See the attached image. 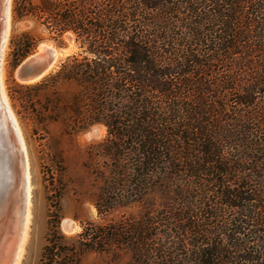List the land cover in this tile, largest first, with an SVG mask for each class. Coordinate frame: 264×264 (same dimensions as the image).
Listing matches in <instances>:
<instances>
[{
  "label": "trees",
  "instance_id": "obj_1",
  "mask_svg": "<svg viewBox=\"0 0 264 264\" xmlns=\"http://www.w3.org/2000/svg\"><path fill=\"white\" fill-rule=\"evenodd\" d=\"M28 17L83 48L32 86L82 85L76 127L105 124L161 178L190 264H264V0H13V23ZM36 45L13 34L11 68ZM59 221L40 264H79L93 245Z\"/></svg>",
  "mask_w": 264,
  "mask_h": 264
},
{
  "label": "rangeland",
  "instance_id": "obj_2",
  "mask_svg": "<svg viewBox=\"0 0 264 264\" xmlns=\"http://www.w3.org/2000/svg\"><path fill=\"white\" fill-rule=\"evenodd\" d=\"M12 7L13 0L6 21L0 14V41L7 31L3 59L0 44V245L1 237L14 235L6 264H13L19 251V264H40L48 243V221L55 214L68 243L83 236L88 237L84 244L93 245L81 254L79 264H190V248L177 234L178 224L168 212L169 192L160 186L161 178L143 172L140 157L127 144L117 145L105 124L76 127L75 107L88 109L82 85L63 81L33 87L42 79L24 82L16 75L20 63L14 69L10 66L13 34L27 32L35 37L32 53L46 44L60 51L50 73L67 56L82 51L76 34L65 32L58 45L36 18L13 23ZM56 97L61 99L57 105L53 104ZM107 101L115 109L121 102L117 97ZM27 163L31 220L23 237L20 209Z\"/></svg>",
  "mask_w": 264,
  "mask_h": 264
},
{
  "label": "bare ground",
  "instance_id": "obj_3",
  "mask_svg": "<svg viewBox=\"0 0 264 264\" xmlns=\"http://www.w3.org/2000/svg\"><path fill=\"white\" fill-rule=\"evenodd\" d=\"M10 1L11 0H0V14H2L3 16H4V18H5V21L9 18V11H10ZM4 22V21H3ZM7 22H9V21H7ZM6 22V23H7ZM2 28V27H1ZM2 30V29H1ZM3 31V30H2ZM4 32V31H3ZM3 34V37H2V39H1V41H0V44H1V59H3V57H4V53H5V48H6V41H7V31H6V33H5V35H4V33H2ZM1 35V34H0ZM43 46H51V45H49V44H46V45H43ZM43 46H40L39 48V50H42L43 49ZM59 57H60V53H58V55H57V58H56V63H57V61H58V59H59ZM37 80H39V79H37ZM37 80H34V81H32V82H35V81H37ZM3 91V90H2ZM18 134H19V137H20V139L22 138L21 137V134H20V130H18ZM22 145H23V149L25 148V145L23 144V142H22ZM4 164V163H3ZM3 166V165H2ZM4 167V166H3ZM30 170H29V163H27V173H26V178H25V181H24V187L22 188V199H21V223H22V228H23V234H22V236L24 235H28V234H26V232H27V228H28V225H29V222H30V220H31V211H30V196H31V192H30V188H31V186H30ZM1 179V178H0ZM4 183V182H3ZM2 183V184H3ZM1 187V186H0ZM2 188V187H1ZM0 188V189H1ZM20 193V192H19ZM1 194H2V192H1ZM21 196V195H20ZM23 206V207H22ZM19 210V211H20ZM19 227V226H18ZM18 229V228H17ZM12 230V229H11ZM6 234V233H5ZM19 234V233H18ZM12 236V235H11ZM23 236V237H24ZM12 237H14V235L12 236ZM12 237H7V236H3V237H1V239H3L2 240V243H1V245H0V264H6V262H7V259L9 258V256H10V252H11V247H12V241H14L13 240V238ZM22 237V238H23ZM26 237V236H25ZM20 238H21V236H20ZM24 239V238H23ZM21 240V239H20ZM19 240V241H20ZM19 241H17V243L19 242ZM21 252L22 251H19L18 253H17V257H16V260H15V262L13 263V264H19V262H20V260H21ZM16 253V252H15ZM12 254V253H11ZM23 254V253H22Z\"/></svg>",
  "mask_w": 264,
  "mask_h": 264
},
{
  "label": "water",
  "instance_id": "obj_4",
  "mask_svg": "<svg viewBox=\"0 0 264 264\" xmlns=\"http://www.w3.org/2000/svg\"><path fill=\"white\" fill-rule=\"evenodd\" d=\"M58 53L54 46H43L42 50L31 53L17 66V77L24 82L43 79L54 69Z\"/></svg>",
  "mask_w": 264,
  "mask_h": 264
}]
</instances>
